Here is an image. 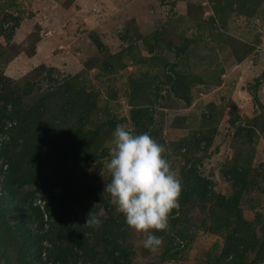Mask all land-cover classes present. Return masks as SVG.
<instances>
[{"label":"rangeland","instance_id":"374dc122","mask_svg":"<svg viewBox=\"0 0 264 264\" xmlns=\"http://www.w3.org/2000/svg\"><path fill=\"white\" fill-rule=\"evenodd\" d=\"M132 1L134 0H0V69L11 79L21 83L19 89L22 92L25 83H28H24L25 74L40 64L46 66V70H42L35 77L27 78H35L31 83L38 84V88H34L23 99L25 103H35L45 94L46 89L52 90L77 73H82L85 90L96 94L95 108L89 113L90 123L85 125L84 130L89 138L95 136L94 144L96 140L100 141L96 148L101 154L96 159L88 160L87 173L83 172L82 165L78 166L79 163L70 165L74 169L72 177L77 186L79 182H85L92 186L93 191L105 193L102 196L104 199L92 202L91 207H98L97 215L103 218L110 214L112 220L120 215L125 220L110 203L109 194L104 192L105 185L111 180L106 164L110 161L112 134L117 125H123L134 134L144 133L145 129H154L155 140L158 143L163 141V145L171 153L172 143L198 129L203 116L208 113L215 114L219 122L207 151L204 150L205 143L202 141L198 151L193 153L200 157L212 151L198 165L197 171L200 175L213 182L216 193L229 196L235 188L227 176V170L247 154V157L252 158L250 162L253 172L258 171L260 174L259 184L264 186V180L261 179L264 177V124L263 131L255 128L258 135L256 140H244L235 136L236 127L228 122L229 118L240 114L238 105L231 98L233 89L245 88L252 96L255 79L264 77V0L253 10L251 16L228 12L225 23L216 16L214 5H217V1L214 0H173L170 10L159 0H144L147 8L143 11H139L140 8L137 7L132 9L129 5ZM141 18L142 20L135 21ZM156 27L160 29L159 37L163 48L161 52L155 49L150 54L142 39L146 37L153 42ZM182 37L201 41L197 45L189 44L182 51ZM128 45L131 46V53L123 56L124 67L103 69L104 56L127 49ZM169 46L176 47L181 55L187 52L184 56L186 59L182 58L185 65L181 70L203 73L202 82L195 81L186 91L185 97L176 96L165 83L168 80L165 72L168 73L169 68L165 70L161 58L175 61L176 57V49L169 50ZM193 54L200 58H193ZM132 55L146 58V61L140 59L142 63L136 65L135 61H131ZM7 57L9 60L5 63ZM31 58L38 64L31 66ZM260 66L262 67L259 68ZM154 75L157 77L153 79ZM139 81L144 88L133 99V105L130 103L135 91L133 87ZM261 81L263 85L264 78ZM9 86L17 87L13 82ZM150 91H153L150 98L155 99L152 101L154 122L150 126H146L144 121L136 125L131 109L143 103L148 105L142 101L141 95H147ZM258 92L261 94V89ZM244 94L242 96L238 91L237 97L247 101L246 93ZM258 108L254 106V114L259 111ZM251 110L252 108L249 109L250 112ZM262 115L261 119L264 120V106ZM108 119L114 122L115 127L101 126ZM9 123L10 121L7 122ZM97 126L98 132L93 134ZM166 158L182 180L180 170L185 163L182 156L166 153ZM0 177L2 178L1 173ZM34 187L35 184H26L21 190H33ZM50 190L58 192L59 188L53 185ZM77 191L78 187L73 193ZM49 193L50 191H36L31 199L32 204L43 211L44 220H53L44 213L45 201L42 197ZM242 197L241 215L246 220H253L258 216L255 230L261 238L264 234L260 228L264 224V193L254 188L246 190ZM256 197H259L257 204ZM202 204L190 202L181 206L173 227V235H169L170 232L155 233L163 237V245L157 253L145 249L142 238L126 224L122 225L126 243L131 246L132 263L207 264L215 257L222 256L226 236L232 231L234 223L216 228L213 224L220 222L215 221V216L208 209L209 204L205 210L200 206ZM17 206L19 202L7 214L11 224L21 218ZM84 219L79 217L80 225L84 224ZM22 220L30 228H35V221L30 223L23 216ZM212 225L215 228L209 229ZM178 243L181 244V249L174 252L173 248ZM41 244L44 247L50 246L44 240ZM165 249H170L173 253L174 257L170 260L161 257ZM249 256L253 258L254 253ZM45 259L43 252L34 253L24 259L15 255L6 258L0 254V264H44L42 261Z\"/></svg>","mask_w":264,"mask_h":264},{"label":"trees","instance_id":"16d2710c","mask_svg":"<svg viewBox=\"0 0 264 264\" xmlns=\"http://www.w3.org/2000/svg\"><path fill=\"white\" fill-rule=\"evenodd\" d=\"M159 1L167 10L171 9L173 0ZM214 1H217V5H214L216 16L225 23L228 12L251 16L253 10L260 6L263 0ZM155 29L153 42L146 37L142 39L150 54L155 49L161 52L163 48L159 37L160 29L157 27ZM182 39V51L189 44L197 45L201 41L191 39V37H182ZM97 44L100 45L98 42ZM168 48L172 51L176 49V57L175 61H170L166 57L161 58L165 70L169 68L168 73L165 72L168 78L165 83L170 86V90L176 96L185 97L186 91L195 81L202 82L203 73L181 70L180 68L185 65V60L182 58L186 59L184 56L187 52L181 55L176 47L169 46ZM130 53L131 46L128 45L127 49L104 56L103 69L112 68L114 70L118 66L124 67L123 56L130 55ZM246 53L247 51L244 52ZM193 56L195 59L200 58L194 54ZM140 59L143 58L132 55L131 61H135L138 65L141 62ZM8 60V57L5 58V63ZM143 61L145 62L146 58ZM44 69L46 70V66L40 64L25 74L24 83L25 81L28 83H25L22 92L19 89L22 86L21 83L16 79H11L0 69V173L2 176L0 177V254L5 255L6 258L15 255L17 258L24 259L34 253L43 252L46 255V259L42 261L44 264L47 262L49 264H76L77 262L81 264H133L131 246L126 243L122 226L126 224L125 220L121 219V215L114 217L113 220L110 214L107 218L98 216V207L92 208L91 203L104 199L102 196L105 193L93 191L92 186L85 182H79L77 186L72 177L74 169L70 165L79 163L78 166L82 165L83 172L87 173L88 160L96 159L101 154L96 148L97 142L100 141L95 139L97 142L94 144L95 136L89 138L84 130L85 125L90 123L88 115L95 108L96 94L85 90L82 85V73H77L71 79H66L53 87L52 90L46 89L45 94L35 103H25L23 99L34 88H38V84L31 83L35 78L33 80L27 78L35 77ZM155 76L157 77L154 75L152 78L154 79ZM262 76H264V69ZM263 78L255 79L252 92V100L256 107H259V111L253 117H242L238 113L228 119L230 125L236 127L235 136L244 140L248 138L256 140L258 135L255 128L263 131L264 120L261 119L263 105L257 97ZM12 82L17 87H10L9 84ZM137 83L139 84L133 87L135 91L130 101L133 105V99L144 88L140 81ZM150 92H147V95H141L142 101L148 105L143 103L131 109L136 125L144 121L146 126H150L154 122L152 101L155 99L150 98L149 95H152L153 91ZM202 119L198 129L192 130L188 136L181 137L172 143L171 153L165 147L166 153L174 156L181 155L185 161L180 170L183 191L179 199V212L185 203L197 202L199 204L202 202L203 204L200 205L202 209L205 210L206 205L209 204L208 209L215 216V221L220 222L213 224L216 228L222 225L230 226L234 223L232 231L226 236L222 249L223 255L219 258L215 257L207 264H261L264 261V234L260 238L255 230L259 218L256 215L257 217L253 220H246L241 215L240 207L243 193L246 190L255 188L264 193V186L259 184L260 174L258 171L253 172L250 162L252 158L245 154L246 156L235 161L227 170V176L233 182L235 190L226 197L216 193L213 189V182L207 177H202L197 171L202 159L211 155L212 151L200 157H196L197 155L193 153L198 151L199 143L202 141L205 143L204 150L207 151L216 133L219 119L213 113H208ZM9 121L10 123L7 124ZM255 124L257 126L254 127ZM103 125L108 128L115 127L111 119L102 123L101 126ZM97 128L98 126L93 134L98 132ZM144 132H148L153 139L156 138L154 129H145ZM160 144L163 145V141ZM261 179L264 180V177ZM26 184H35V187L33 190H21ZM53 185L59 188L58 192L50 190ZM76 187L78 191L73 193ZM36 191H50L42 198L45 201L44 213H47L48 217H52L53 220H44L43 211L37 205L32 204V195ZM262 201L264 203V197ZM17 202H19L17 211L21 218L11 224L7 219V214ZM255 202L256 204L259 202V197H256ZM90 211L101 220L99 228L85 225ZM173 215H175V210ZM22 216L30 223L35 221V228L32 229L26 225ZM79 217L85 218L83 225L78 222ZM177 219V217L170 218L169 235H173V227ZM204 224L206 226V222ZM213 225L209 229H214ZM260 228L264 233V224ZM43 240L48 241L50 246H42ZM173 249L174 252L180 250L181 244H175ZM252 253H254L253 258L249 256ZM228 256H230L229 259ZM161 257L164 260H170L174 256L170 249H165Z\"/></svg>","mask_w":264,"mask_h":264},{"label":"clouds","instance_id":"9594fccd","mask_svg":"<svg viewBox=\"0 0 264 264\" xmlns=\"http://www.w3.org/2000/svg\"><path fill=\"white\" fill-rule=\"evenodd\" d=\"M112 135L113 147L106 164L111 180L104 192L128 228L142 238L143 247L157 253L163 237L155 233H169L170 218L179 215L182 180L166 158L165 146L148 132L134 134L117 125ZM101 223L96 214L88 213L85 225L99 228Z\"/></svg>","mask_w":264,"mask_h":264},{"label":"crops","instance_id":"0c3cea01","mask_svg":"<svg viewBox=\"0 0 264 264\" xmlns=\"http://www.w3.org/2000/svg\"><path fill=\"white\" fill-rule=\"evenodd\" d=\"M90 1V0H89ZM140 1L141 0H134V1H132V3L131 4H129L130 5V7H132V9L133 8H135V7H137L138 9H139V11L140 10H144V9H146L147 7H145V5H144V0H142L141 1V3H140ZM142 4V5H141ZM124 8V7H123ZM127 8V7H126ZM133 15H134V12H133ZM140 20H142V18L141 19H136L135 21L136 22H138V21H140ZM147 22L149 23L150 21H148L147 20ZM40 45V44H39ZM41 46V45H40ZM31 63H30V65L31 66H35V65H37L38 63L37 62H35L34 61V59L33 58H31ZM259 65H261V63H259ZM264 65V64H263ZM262 66H260L259 68H261ZM264 67V66H263ZM262 84H260V89H261V94H259V92H257L258 94H257V97H259V100H260V103L264 106V84L261 86ZM262 87V88H261ZM259 88H258V90H260ZM238 91H240V94L243 96V95H245L244 93H246V96H247V101H244V100H242V99H240V97H237V95H238ZM263 93V94H262ZM231 98L234 100V102H236V104L238 105V107H239V109H240V115L241 116H245V117H252L253 115H255L254 114V106H256L255 104H254V102H253V100H252V96L250 95V92L248 91H246V89L244 88V90L243 89H241L240 87H236V88H234L233 89V92H232V94H231ZM250 108H252V110H251V112L249 111V109Z\"/></svg>","mask_w":264,"mask_h":264}]
</instances>
